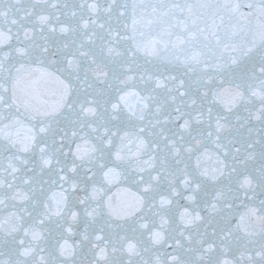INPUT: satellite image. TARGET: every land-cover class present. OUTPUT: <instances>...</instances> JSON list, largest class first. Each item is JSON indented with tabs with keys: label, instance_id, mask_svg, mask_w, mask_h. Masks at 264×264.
Wrapping results in <instances>:
<instances>
[{
	"label": "snow or ice",
	"instance_id": "snow-or-ice-1",
	"mask_svg": "<svg viewBox=\"0 0 264 264\" xmlns=\"http://www.w3.org/2000/svg\"><path fill=\"white\" fill-rule=\"evenodd\" d=\"M17 253L264 264V0H0V264Z\"/></svg>",
	"mask_w": 264,
	"mask_h": 264
},
{
	"label": "water",
	"instance_id": "water-1",
	"mask_svg": "<svg viewBox=\"0 0 264 264\" xmlns=\"http://www.w3.org/2000/svg\"><path fill=\"white\" fill-rule=\"evenodd\" d=\"M107 6H108L107 4L104 5V7H107ZM74 11H76V9H72V8L65 9V10L61 13V16H62V18H63V17H67L68 20L71 21V19H72V14H73ZM50 15H54V13H51V12H50ZM243 115H248V113H247V112H244ZM256 175H258V170H257V172H254V173L251 174V177H250L251 182H253V183L255 182V177H256ZM226 190H227V188H225V191H226ZM212 195H213V196H216L217 193H216V192H213ZM201 211H202V213H203V212H207V209L203 208V206H202ZM254 224H255V222L253 221V225H254ZM10 230H11V229H10ZM73 230H74V233H75V235H74L73 238L79 240L81 246H82L86 251H89V252H90L91 249H90L89 240H87V239H85V238L91 236V232H92V226H91V224H89V223L87 222L86 218H85V219L81 220L80 223L74 225V229H73ZM28 231H29V238H26V239H25V242H24V243H25V247H24L23 249H21V252H23V251H27L29 248H32L33 246H36V245H37V242H36V241L30 239L32 229H29ZM198 238H202V237H198ZM150 244H151V242H150L147 238H145V243H144V245H141V247H144V246H146V245H150ZM246 247H247V245H246V241H245V240H239V241H237V242L235 243V251H236V253H237V256H236V259H237V260H239V259L241 258V255H243V256H248V255H250V254L246 251ZM152 251L155 253V256H156V257H159V252L156 251V249H155L154 246L152 247ZM113 255L118 257V256L120 255V251H119V249H118ZM17 259H19V260L22 261V260L24 259V257H23L20 253H17V256L14 257V258L9 262V264H15V261H16ZM81 264H83V260H82Z\"/></svg>",
	"mask_w": 264,
	"mask_h": 264
}]
</instances>
